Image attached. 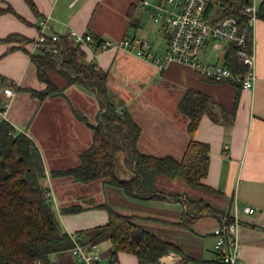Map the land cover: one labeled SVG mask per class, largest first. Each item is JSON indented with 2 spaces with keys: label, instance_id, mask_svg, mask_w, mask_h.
Wrapping results in <instances>:
<instances>
[{
  "label": "crops",
  "instance_id": "1",
  "mask_svg": "<svg viewBox=\"0 0 264 264\" xmlns=\"http://www.w3.org/2000/svg\"><path fill=\"white\" fill-rule=\"evenodd\" d=\"M140 1L32 0L37 10L35 13L24 0H0L1 9L10 7L15 12L0 14V97L5 100L2 94L4 87L13 88L8 123L16 133H24L35 142L46 172L73 167L78 163V155L91 144L92 131L75 117L74 110L83 113L88 122L94 124L99 104L93 92L75 84L64 89L61 95L50 96L43 101L31 97L27 90L45 88L37 79L36 68L30 60L29 54L33 53L31 43L2 40L11 35L35 40L39 20L49 17L53 32L60 36H69L71 30L112 41L134 36L148 41L155 51L163 54L169 30L150 19L139 8ZM254 1L257 6L262 2ZM252 40L257 78L253 89L202 79L191 67L180 63L171 62L160 70L129 53L95 52L87 48L83 51L85 62L108 71L111 101L119 109H127L139 125L138 149L142 153L159 157L170 155L177 159L182 157L189 141L188 120L179 113L177 105L188 89L208 96L218 114L220 109L225 112L227 122L221 120L215 123L208 115H203L192 137L209 145V169L203 182L221 192V196L198 195L181 179H162V184H166L163 189L208 198L220 210L237 216L241 262L264 264V20L255 23ZM202 60L212 64L220 62L210 48ZM113 73L123 81L118 83L120 85L114 83L112 91L110 83L113 81L110 79ZM140 79L147 80L150 86H143ZM158 81H161L159 88L151 84ZM58 85L64 86L61 80ZM130 177L127 175L126 179ZM169 184L173 189L170 190ZM45 185L49 188V198L66 233L74 234L107 223V213L95 208L108 204L107 199L95 204L84 202L95 200L93 198L99 192L105 194L106 190L112 189L110 186L100 182L80 184L87 191L68 197L67 193L79 183L48 177ZM177 188L180 190L172 191ZM114 193H117L118 206H121L115 209L108 204L114 211L136 217L135 222L141 229L178 245L181 252L164 255L158 263H142L134 255L119 253L117 260L111 262L110 242L105 240L98 245L100 248V245L107 244L105 249L100 250L109 264H200L199 261L217 259L213 235L219 224L217 218H200L190 228H184L179 225L183 212L180 203L140 200L123 192ZM78 201L85 204L81 205L84 211L76 214L60 211L63 207L78 204ZM245 206L254 208L256 212L243 213ZM178 207L181 211L177 210ZM209 219L211 224L206 228L204 222ZM178 257L182 261H178ZM51 264H76V261L67 251L52 255Z\"/></svg>",
  "mask_w": 264,
  "mask_h": 264
},
{
  "label": "trees",
  "instance_id": "2",
  "mask_svg": "<svg viewBox=\"0 0 264 264\" xmlns=\"http://www.w3.org/2000/svg\"><path fill=\"white\" fill-rule=\"evenodd\" d=\"M24 1L33 12H37L32 0ZM209 1L210 7L223 6L224 14L228 16L239 15L244 4L243 0ZM4 12L15 14L10 7L0 8V14ZM258 20H264V0L259 5ZM61 38L63 50L58 54L50 51L55 45L50 41L29 54L37 79L45 88L27 91L39 101L61 95L73 84L93 92L99 104L94 124L89 123L83 113L74 110L75 117L91 129L92 141L78 155L75 166L46 172L35 142L24 133H16L10 123H0V264H51L52 255L67 252L72 247L71 235L63 230L49 199L50 191L45 185L48 177L69 179L84 185L100 182L120 189L131 198L180 203L183 212L179 225L184 228H190L196 220L204 217H214L218 221L223 217L232 220L231 214L220 210L208 198L166 192L162 184V179L179 178L198 195L221 196V192L203 182L209 169V145L192 137L203 115H208L215 123L221 120L227 122L225 112L220 109L218 114L208 96L188 89L177 105L179 113L188 120L189 141L182 157L177 159L170 155L159 157L142 153L138 149L139 125L127 109H119L111 101L108 71L85 62V52L73 43L70 36ZM94 38L100 40L99 37ZM2 41L32 43L34 40L11 35ZM223 60L230 68H243L231 46ZM57 80H61L64 86L60 87ZM120 153L124 155V167L132 173L129 179H120L116 175L115 161ZM95 208L107 213V223L74 234L93 244L108 240L111 262L117 260L119 253L134 255L142 263H158L164 255L181 252L178 245L141 229L135 222L136 217L120 214L106 203ZM84 210L80 204H72L60 211L76 214ZM199 263L225 264L219 258Z\"/></svg>",
  "mask_w": 264,
  "mask_h": 264
},
{
  "label": "built area",
  "instance_id": "3",
  "mask_svg": "<svg viewBox=\"0 0 264 264\" xmlns=\"http://www.w3.org/2000/svg\"><path fill=\"white\" fill-rule=\"evenodd\" d=\"M243 2L239 15L228 16L224 14L223 6L210 7L209 0H141L139 8L154 23L169 30L163 54L155 51L148 41L131 37L119 41L96 40L91 34H80L74 30L70 31L69 36L81 49L129 53L150 62L160 70L171 62L180 63L191 67L202 79L229 82L244 89H253L257 78L252 36L258 20L259 6L254 0ZM38 31L37 38L31 43L32 52L49 41L55 43L50 48L52 54L63 50V40L53 32L49 17L39 20ZM230 46L234 49L237 61L243 66L242 69H233L224 63V55ZM209 48L220 58V62L212 64L202 60ZM2 94L5 100L0 97V123L8 122L13 88L4 87ZM242 212L254 214L256 210L245 206ZM239 232L237 216H232V220L221 218L213 230L214 251L217 258L225 264H243L240 260ZM70 235L73 244L69 252L77 264H109L103 258L98 244L89 243L78 234Z\"/></svg>",
  "mask_w": 264,
  "mask_h": 264
},
{
  "label": "rangeland",
  "instance_id": "4",
  "mask_svg": "<svg viewBox=\"0 0 264 264\" xmlns=\"http://www.w3.org/2000/svg\"><path fill=\"white\" fill-rule=\"evenodd\" d=\"M57 79V78H56ZM155 80H157V78L155 79ZM59 80H57V82H58ZM110 81H113L112 83H110V86H111V90L113 91V84L114 83H117V85H120L121 84V82L123 81V78L120 80L119 78H118V76L117 75H115V73H113L112 75H111V79H110ZM140 81H141V79H140ZM139 81V82H140ZM136 83L138 82V80H136L135 81ZM118 83H120V84H118ZM141 83L143 84V86L144 85H146V86H150V84L147 82V80H143V81H141ZM161 83V81H158V82H154V83H151V84H153V85H156V87H160V84ZM123 154L122 153H120L117 157H116V161H115V164H116V175H117V177L118 178H120V179H126L127 178V175L130 177L131 175H132V173L129 171V170H127L125 167H124V165H123ZM175 179H177V180H180L179 178H175ZM174 179V180H175ZM172 181V180H171ZM173 184V183H172ZM172 184H169V185H167V186H170V190L171 189H173V186H172ZM183 184H185L184 182H183ZM78 186H80L81 187V189H80V187H78ZM76 185V187L74 188V189H71L70 190V192H68L67 193V195H68V197H75V196H77V195H79V194H81V193H84L85 191H87L84 187H82L83 185ZM166 186V184H164V187ZM107 187V186H106ZM86 188H89V187H86ZM112 189L111 190H106L105 191V194L103 193L102 194V192H96V193H98V196H96V198H93V199H95V200H87L86 202H84L85 204H95V203H97V202H105V200L107 199V202H108V204L109 205H112L113 206V208H118V207H121V206H118V205H120V202L118 201V197H117V193H114V192H122L120 189H118V188H115V187H111ZM89 190V189H88ZM113 190H115V191H113ZM177 190H180L179 188H177V189H175V190H172V191H177ZM90 191H92V189H91V187H90ZM76 203V202H75ZM78 204H80V205H85L82 201L81 202H77ZM177 210L178 211H181V208L180 207H178L177 208ZM213 220V219H212ZM211 224L210 223V219L209 220H205V222H204V226L206 227V228H208V226ZM106 246H107V244H102V245H100V248L103 250V249H105L106 248ZM72 256V255H71ZM178 261H182V258L181 257H178ZM77 264V263H76Z\"/></svg>",
  "mask_w": 264,
  "mask_h": 264
},
{
  "label": "water",
  "instance_id": "5",
  "mask_svg": "<svg viewBox=\"0 0 264 264\" xmlns=\"http://www.w3.org/2000/svg\"><path fill=\"white\" fill-rule=\"evenodd\" d=\"M94 66V64H92Z\"/></svg>",
  "mask_w": 264,
  "mask_h": 264
}]
</instances>
